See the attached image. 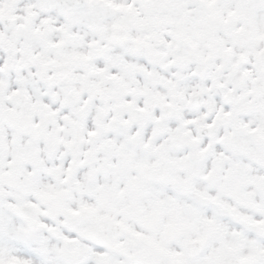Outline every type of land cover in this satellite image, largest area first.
I'll return each mask as SVG.
<instances>
[{
	"label": "snow or ice",
	"instance_id": "obj_1",
	"mask_svg": "<svg viewBox=\"0 0 264 264\" xmlns=\"http://www.w3.org/2000/svg\"><path fill=\"white\" fill-rule=\"evenodd\" d=\"M0 264H264V0H0Z\"/></svg>",
	"mask_w": 264,
	"mask_h": 264
}]
</instances>
